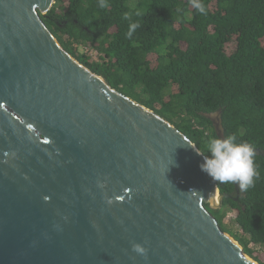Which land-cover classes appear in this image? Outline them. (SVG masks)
<instances>
[{
	"label": "water",
	"instance_id": "obj_1",
	"mask_svg": "<svg viewBox=\"0 0 264 264\" xmlns=\"http://www.w3.org/2000/svg\"><path fill=\"white\" fill-rule=\"evenodd\" d=\"M53 3L0 0V264H259L209 212L201 150L69 54Z\"/></svg>",
	"mask_w": 264,
	"mask_h": 264
},
{
	"label": "trees",
	"instance_id": "obj_2",
	"mask_svg": "<svg viewBox=\"0 0 264 264\" xmlns=\"http://www.w3.org/2000/svg\"><path fill=\"white\" fill-rule=\"evenodd\" d=\"M201 2L207 15L191 0H106L103 9L99 0H54L40 16L69 54L201 151L217 135L207 116L217 111L223 136L255 148L254 186L241 192L217 181L224 196L209 212L246 255L264 264L257 251L264 250V0ZM125 12L140 24L131 38ZM80 45L96 49L100 62L79 52Z\"/></svg>",
	"mask_w": 264,
	"mask_h": 264
},
{
	"label": "clouds",
	"instance_id": "obj_3",
	"mask_svg": "<svg viewBox=\"0 0 264 264\" xmlns=\"http://www.w3.org/2000/svg\"><path fill=\"white\" fill-rule=\"evenodd\" d=\"M192 7L202 15H207V9L201 0H191ZM98 6L107 8L106 0H99ZM140 16L139 12L135 13ZM122 19L129 22L126 36L131 38L135 30L140 27L137 21L133 20V13L125 12ZM207 135V134H206ZM203 156V163L200 168L214 181L221 183H233L238 185L241 192L247 191L254 186L259 172L254 163L256 155L255 148L244 141H239L236 135L208 136L204 151H198ZM132 248L139 254L146 255V249L140 244H133Z\"/></svg>",
	"mask_w": 264,
	"mask_h": 264
},
{
	"label": "built area",
	"instance_id": "obj_4",
	"mask_svg": "<svg viewBox=\"0 0 264 264\" xmlns=\"http://www.w3.org/2000/svg\"><path fill=\"white\" fill-rule=\"evenodd\" d=\"M78 51L88 56L90 61L100 62V54L96 49L80 45Z\"/></svg>",
	"mask_w": 264,
	"mask_h": 264
},
{
	"label": "rangeland",
	"instance_id": "obj_5",
	"mask_svg": "<svg viewBox=\"0 0 264 264\" xmlns=\"http://www.w3.org/2000/svg\"><path fill=\"white\" fill-rule=\"evenodd\" d=\"M229 215L228 216H230V214L231 213H228ZM229 235V234H228ZM257 251H258V253H259V255H260V258H261V260H264V250H261V249H257ZM248 256V255H247ZM249 258H251L250 256H248ZM252 260H254L253 258H251ZM255 261V260H254ZM257 262V261H256ZM258 263V262H257Z\"/></svg>",
	"mask_w": 264,
	"mask_h": 264
}]
</instances>
